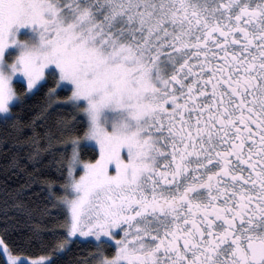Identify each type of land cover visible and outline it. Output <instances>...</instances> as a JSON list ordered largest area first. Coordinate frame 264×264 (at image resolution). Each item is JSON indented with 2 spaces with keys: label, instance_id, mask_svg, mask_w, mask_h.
<instances>
[{
  "label": "snow or ice",
  "instance_id": "1",
  "mask_svg": "<svg viewBox=\"0 0 264 264\" xmlns=\"http://www.w3.org/2000/svg\"><path fill=\"white\" fill-rule=\"evenodd\" d=\"M42 91L41 120L63 110L47 129L14 111ZM10 121L37 175L60 154L68 216L26 247L5 222L6 264H60L81 237L84 264H264V0H0Z\"/></svg>",
  "mask_w": 264,
  "mask_h": 264
},
{
  "label": "trees",
  "instance_id": "2",
  "mask_svg": "<svg viewBox=\"0 0 264 264\" xmlns=\"http://www.w3.org/2000/svg\"><path fill=\"white\" fill-rule=\"evenodd\" d=\"M14 87L17 88L18 93L23 92V88L15 83ZM44 91L31 96L23 106L14 110L16 117L24 124H29L36 119L43 129H47L63 115L61 110L59 113H51L44 120L40 119L47 110ZM12 123V121L7 125L0 123V234H3V228L7 222L12 238L20 247H26L27 238L36 228L42 232L65 231L61 226L67 217L66 211L63 206L54 209L49 202L48 197L51 195V199L55 201V195L49 191L50 186L45 177L55 180L56 195L63 194L61 186L64 180L60 178L61 173L58 171L61 160L59 153L56 154V163L51 168H48L46 164L42 166L44 175H37L33 171L31 162L28 160L31 142L24 136L18 135L11 127ZM41 130L39 127L36 129L38 132ZM57 146L60 145L57 144ZM96 158L97 152L92 147L84 148L80 152L81 161H94ZM64 175H66V168ZM56 203L59 204L58 201ZM95 252L94 243L87 244L77 240L61 259L60 264H84L85 260L91 262ZM29 253L37 256L50 254L40 244L28 248L23 254ZM13 254H20L19 248ZM0 264H6L3 257H0Z\"/></svg>",
  "mask_w": 264,
  "mask_h": 264
},
{
  "label": "rangeland",
  "instance_id": "3",
  "mask_svg": "<svg viewBox=\"0 0 264 264\" xmlns=\"http://www.w3.org/2000/svg\"><path fill=\"white\" fill-rule=\"evenodd\" d=\"M85 124H86V118H85ZM93 145H94V142H91V144H90L89 147H92V148H94V149L96 150V152H97V157H98V148H95ZM66 174H67V173H66ZM75 174H76L77 176L80 175V174H82V168L79 169ZM64 209H65L66 214H67V216H68L67 208L64 207ZM74 239L79 240V241H84V240H86V239H91L92 242L95 244V240H94V238H82V237H81V238H78V239H77V238H74ZM2 257L4 258V261H5V263H6V261H7V255L4 254Z\"/></svg>",
  "mask_w": 264,
  "mask_h": 264
},
{
  "label": "flooded vegetation",
  "instance_id": "4",
  "mask_svg": "<svg viewBox=\"0 0 264 264\" xmlns=\"http://www.w3.org/2000/svg\"><path fill=\"white\" fill-rule=\"evenodd\" d=\"M114 243V242H113Z\"/></svg>",
  "mask_w": 264,
  "mask_h": 264
}]
</instances>
